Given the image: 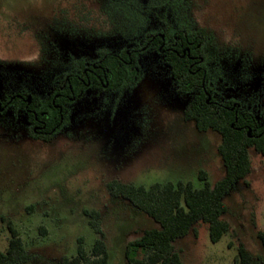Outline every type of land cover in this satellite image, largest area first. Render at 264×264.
I'll use <instances>...</instances> for the list:
<instances>
[{
  "label": "rangeland",
  "instance_id": "374dc122",
  "mask_svg": "<svg viewBox=\"0 0 264 264\" xmlns=\"http://www.w3.org/2000/svg\"><path fill=\"white\" fill-rule=\"evenodd\" d=\"M121 1L134 2L130 22L118 11ZM160 2L0 0V101L21 91L46 99L79 70L78 60L90 64L100 50L141 46L155 13L166 12ZM180 14L214 35L218 58L207 63L214 95L257 114L264 104V0H181ZM136 61V85L122 95L87 89L48 141L29 136L26 113L15 103L0 112V250L7 249L10 225L31 257L18 264H57L75 255L79 238L89 250L99 237L85 214L91 210L100 215L108 264H127L125 244L158 224L110 196L107 182L191 181L199 188L201 170L211 185L223 177L219 133L184 118L189 98L176 93L156 52ZM249 157L250 173L223 197L228 231L212 242L208 224L196 222L173 242L181 264H235L239 245L264 264L257 238L264 231V156L249 148Z\"/></svg>",
  "mask_w": 264,
  "mask_h": 264
},
{
  "label": "trees",
  "instance_id": "16d2710c",
  "mask_svg": "<svg viewBox=\"0 0 264 264\" xmlns=\"http://www.w3.org/2000/svg\"><path fill=\"white\" fill-rule=\"evenodd\" d=\"M180 2L161 0L157 3H164L166 12L162 16L155 13L152 27L136 49L130 48L120 53L100 50V57L90 64L78 60L79 70L67 73L46 99L21 91L12 100L26 113L27 121L31 123L29 135L48 141L67 123V106L81 98L87 89L97 93L112 90L122 95L136 85L142 77L137 56L150 49L156 51L169 67L176 93L189 98L184 118L192 120L199 131L211 129L219 133L221 141L217 150L222 159L224 175L213 185L202 170L198 173L203 181L199 188L194 187L191 181L155 182L148 187L116 179L106 183L110 196L127 200L158 224V227L145 230L125 244L124 258L127 264H181L173 242L186 236L198 221L208 224L210 240L217 242L229 229L228 223L221 219L226 212L223 197L236 181L244 179L251 171L249 148L264 156V104L255 114L241 110L233 100L224 101L214 95L207 71V63L216 60L219 53L214 35L204 28L195 27L185 15L179 16ZM119 3V13L126 21H132L134 17L130 14V6L134 7V2ZM143 10L150 13L147 9ZM142 47H145L144 51ZM7 101L6 97L0 101V106L4 107ZM36 126L40 130L35 131ZM85 214L88 224L99 237L89 250L84 248L79 238L75 255L63 256L57 264H108L100 215L96 210L85 211ZM9 228L11 235L7 249L0 250V264L29 261L31 257L19 234L10 225ZM257 238L264 247V231H259ZM234 263L260 264L243 245H239Z\"/></svg>",
  "mask_w": 264,
  "mask_h": 264
},
{
  "label": "flooded vegetation",
  "instance_id": "af4514ba",
  "mask_svg": "<svg viewBox=\"0 0 264 264\" xmlns=\"http://www.w3.org/2000/svg\"><path fill=\"white\" fill-rule=\"evenodd\" d=\"M149 43V42H148ZM134 49H136V47L134 48ZM142 50L144 51L145 50V47H142ZM154 52H156V51H154ZM157 53V52H156ZM158 54V53H157ZM158 56H159V54H158ZM160 57V56H159ZM162 61V60H161ZM102 93V92H101ZM20 94H19V92L18 93H16V94H10V95H7V99H8V101L4 104V107H1L0 106V112H2L7 106H9V105H11V104H14V103H12V100H14V98H15V96H19ZM4 101V100H3ZM30 101V99L28 100V102ZM28 122V125H29V128L31 127V123L29 122V121H27ZM40 127H38V126H36V127H34V130L36 131V130H40L39 129ZM28 134H29V129H28ZM30 136V135H29Z\"/></svg>",
  "mask_w": 264,
  "mask_h": 264
},
{
  "label": "water",
  "instance_id": "95a60500",
  "mask_svg": "<svg viewBox=\"0 0 264 264\" xmlns=\"http://www.w3.org/2000/svg\"><path fill=\"white\" fill-rule=\"evenodd\" d=\"M30 98L28 97V100H29Z\"/></svg>",
  "mask_w": 264,
  "mask_h": 264
}]
</instances>
